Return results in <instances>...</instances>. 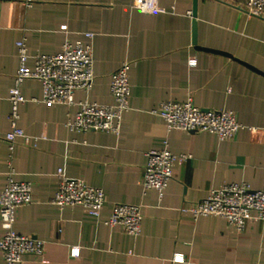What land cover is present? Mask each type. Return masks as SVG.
<instances>
[{
	"label": "crops",
	"instance_id": "1",
	"mask_svg": "<svg viewBox=\"0 0 264 264\" xmlns=\"http://www.w3.org/2000/svg\"><path fill=\"white\" fill-rule=\"evenodd\" d=\"M136 1L0 0V191L10 175L33 182L32 201L16 208L15 229L44 243L43 254H26L18 264H264V221L250 220L239 231L223 217L181 210L226 183L264 188V16L249 15L245 0H160L164 10L156 12ZM22 39L30 69L37 54L61 51L67 40L90 42L94 83L75 92L74 104L47 103L41 81L26 79L18 124L32 140L20 138L11 150L9 95ZM191 59L197 63L189 65ZM123 62L130 64L131 95L120 132L71 129L80 101L115 102L110 84ZM190 96L201 107L233 110L243 127L221 139L167 128L153 111ZM165 147L191 157L175 162L160 195L142 180L148 151ZM59 169L105 190L100 216L53 203ZM121 202L141 205L139 235L105 223ZM176 253L185 260L175 261Z\"/></svg>",
	"mask_w": 264,
	"mask_h": 264
},
{
	"label": "built area",
	"instance_id": "2",
	"mask_svg": "<svg viewBox=\"0 0 264 264\" xmlns=\"http://www.w3.org/2000/svg\"><path fill=\"white\" fill-rule=\"evenodd\" d=\"M245 10L249 15L264 16V0H245ZM32 0H27L31 4ZM136 5L146 12L163 11L160 0H137ZM193 14V11H189ZM91 38L93 32H84ZM20 65L15 75L14 85L10 89L11 110L9 118L11 130L5 139L12 150L18 139L30 144L28 135L18 124L20 105L26 101L22 92V83L29 78L41 81L42 101L54 103L62 101L75 103L78 89L90 90L94 83V56L90 42L83 39L67 40L61 51L39 53L35 56V66H27L28 52L25 40L17 42ZM191 59L189 65H195ZM128 62H123L112 74L110 90L115 102L103 104L84 100L79 102L75 116L68 125L75 131H106L119 133L124 113L130 108L131 84ZM154 113L166 123L167 128L178 127L187 132L209 131L221 139H233L243 127L231 109L205 108L197 105L192 96L185 101L165 100L155 108ZM148 161L144 170L142 184L146 189L154 188L163 195L164 189L173 178V167L177 160L187 161L190 153L177 154L168 148L151 149L147 153ZM13 172V171H12ZM59 187L53 197V203L64 207L80 205L94 216H100L106 202V192L102 187L90 185L82 179L65 175L58 171ZM33 182L8 177L5 187L0 191L1 225L0 257L6 264H18L26 254L41 255L44 252L42 240L23 234L15 229L16 208L32 201ZM183 212L193 217L215 215L225 218L239 231H244L250 220L264 221V188L255 189L247 182L226 183L220 188L211 189L209 194L188 206H182ZM143 212L139 204L116 203L106 224L121 225L132 235L142 232ZM72 256L80 255V247L74 246ZM175 261H184L180 253L174 255Z\"/></svg>",
	"mask_w": 264,
	"mask_h": 264
},
{
	"label": "water",
	"instance_id": "3",
	"mask_svg": "<svg viewBox=\"0 0 264 264\" xmlns=\"http://www.w3.org/2000/svg\"><path fill=\"white\" fill-rule=\"evenodd\" d=\"M193 16H194V21H193V39L194 40L193 41L194 43L197 44V21H196V9L195 8L193 9ZM200 48H204V47H200ZM210 50H217V49H210ZM229 55L231 54L229 53Z\"/></svg>",
	"mask_w": 264,
	"mask_h": 264
}]
</instances>
